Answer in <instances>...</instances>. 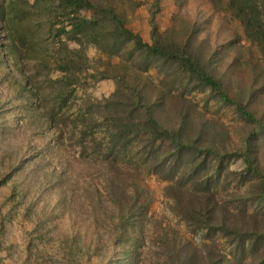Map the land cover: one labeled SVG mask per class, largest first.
<instances>
[{
  "label": "trees",
  "instance_id": "obj_1",
  "mask_svg": "<svg viewBox=\"0 0 264 264\" xmlns=\"http://www.w3.org/2000/svg\"><path fill=\"white\" fill-rule=\"evenodd\" d=\"M174 2L161 29L162 0H0V119L8 112L25 130L0 161V188L24 170L20 162H34L69 212L66 249L102 264H140L148 240L163 264H264V2ZM143 5L149 41L129 25ZM34 14L49 21L54 55L27 75ZM41 75L46 91L35 84ZM104 80L115 84L110 96L78 97L82 84ZM193 94L239 123L172 101ZM239 159L244 169L231 170ZM145 175L166 183L169 209L193 237L151 219ZM38 213L42 227L49 209Z\"/></svg>",
  "mask_w": 264,
  "mask_h": 264
},
{
  "label": "rangeland",
  "instance_id": "obj_2",
  "mask_svg": "<svg viewBox=\"0 0 264 264\" xmlns=\"http://www.w3.org/2000/svg\"><path fill=\"white\" fill-rule=\"evenodd\" d=\"M139 1L145 4L149 0ZM176 12L177 7L174 0H162V11L157 16L161 29L170 24V19ZM83 14L90 16V11H84ZM147 14L146 5L139 7L133 15L131 14L129 25L134 31L141 33L145 40L149 41L150 27L144 20ZM20 17V14L11 16L14 19L15 27L20 25ZM226 18L246 40L242 23L234 19L228 12H226ZM48 22L47 18L37 14H34L29 21L30 28L38 33L30 55L27 54L28 59L22 62L24 72L27 75L36 73L37 60L51 61L54 55L52 37L46 32ZM91 56H94V51H91ZM53 76L55 77V74ZM154 77L157 83L162 79L158 75H154ZM88 83L78 87V97L89 95L98 102L104 97L110 96L115 90V84L112 80H104L95 85ZM35 84L45 91L49 86L45 75L36 77ZM172 101L186 105L196 114H209L219 118L229 126L239 123L238 118L231 110L220 108L213 103H206V96L202 94H193ZM12 122L8 112L4 114L3 119H0V161L3 160L4 154H15L17 150L14 149L15 146L25 136V130L21 126L13 125ZM236 139L239 140L237 137ZM39 140L36 138L34 141L39 142ZM20 163H23L24 170L14 176L13 181L0 188V264H102L100 257H90L87 254L75 256L68 252L64 239L71 237L72 226L68 217L69 212L63 213L64 209L56 204L58 193L51 186H46L44 181L46 171H35L34 162L23 161ZM230 168L234 171H241L244 169V163L240 159L236 160L231 163ZM145 181L154 193V202L150 209L151 219L176 228L186 237H193L186 225L170 211L169 204L171 201L165 198L163 194L166 183L155 175H145ZM13 189H16V200L10 199ZM25 194L27 195L24 196ZM28 206L30 209L27 211ZM43 208H48L49 213L47 214V222L39 227L36 216H33L31 212L36 211L40 214L43 212ZM198 239L199 236H195V240ZM216 240L223 249L230 250L224 239L218 237ZM155 251L156 248L148 240L141 250L140 264H163L165 258L156 256Z\"/></svg>",
  "mask_w": 264,
  "mask_h": 264
}]
</instances>
